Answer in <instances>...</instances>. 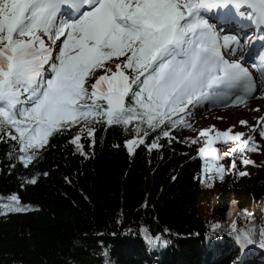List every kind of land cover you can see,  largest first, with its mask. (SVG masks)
Masks as SVG:
<instances>
[{"label":"snow or ice","instance_id":"snow-or-ice-1","mask_svg":"<svg viewBox=\"0 0 264 264\" xmlns=\"http://www.w3.org/2000/svg\"><path fill=\"white\" fill-rule=\"evenodd\" d=\"M65 5L74 14L62 16ZM234 14L264 31V0H0V132L14 130L11 138L27 166L53 132L81 122V131L91 136L95 122L127 126L136 121L139 136L144 124L158 129L185 123L182 117L173 118L190 105L243 103L255 92L256 82L243 58L229 61L223 51L239 40L221 35L210 22L213 15L220 20ZM114 57L124 60L112 71L106 62ZM260 57L264 65V52ZM97 69L104 74L97 76ZM231 131H217L216 136L240 142L231 152L241 154V163L254 164L242 155L246 149L258 150L254 136L242 139L245 133ZM259 135L264 138V128ZM79 139L77 135L72 142ZM126 143L132 152L145 141L140 136ZM150 147L159 145L154 141ZM206 151L199 149L201 156ZM231 167L236 168L235 160ZM215 171L223 179L224 166ZM8 200L10 211L25 210L15 194ZM243 213L249 220L245 227L238 228L235 219L230 223L242 248L254 243L257 233L252 214L246 209ZM259 236L264 240V224Z\"/></svg>","mask_w":264,"mask_h":264},{"label":"trees","instance_id":"trees-1","mask_svg":"<svg viewBox=\"0 0 264 264\" xmlns=\"http://www.w3.org/2000/svg\"><path fill=\"white\" fill-rule=\"evenodd\" d=\"M113 60L106 64L115 71ZM137 123L98 121L91 136L81 131L83 122L53 132L27 166L14 130L0 132V264H239L230 223L245 227V209L257 233L241 264H264L255 246L264 223L260 129L258 150L242 154L255 163L243 164L241 154L231 152L240 142L223 136L212 141L217 153L200 156L207 138L191 122L144 124L139 136ZM140 136L145 143L129 152L126 142ZM154 141L159 147H150ZM220 165L223 179L215 171ZM12 194L24 211L8 209ZM231 197L236 210L229 209Z\"/></svg>","mask_w":264,"mask_h":264},{"label":"rangeland","instance_id":"rangeland-1","mask_svg":"<svg viewBox=\"0 0 264 264\" xmlns=\"http://www.w3.org/2000/svg\"><path fill=\"white\" fill-rule=\"evenodd\" d=\"M62 40L63 38H61V41L58 43H62ZM231 48H235V45H232L230 48L226 49L224 53H226L228 57L239 59L241 47H239L234 53L231 52ZM56 51H58V49H56ZM123 60L124 57H120L114 58L113 61L114 64H116L122 63ZM258 96L264 98V91H261ZM263 110L264 102L259 103L248 100L244 105L238 106V108H216L211 107L209 103L205 101L200 105L193 106V109L188 114L187 118H189L195 127L199 128L200 132L202 130H208L210 127L214 131H211L212 133H216L217 131L224 132L228 129H231L232 131L230 134L242 132L247 135L253 130L254 121L258 116H260ZM240 111L244 112V115H242ZM246 113H248V115H245ZM241 121H246V123L241 124ZM244 138L246 137H242V139ZM260 162L264 163V157ZM211 193L212 190L206 191L204 193V197L205 195H211Z\"/></svg>","mask_w":264,"mask_h":264},{"label":"bare ground","instance_id":"bare-ground-1","mask_svg":"<svg viewBox=\"0 0 264 264\" xmlns=\"http://www.w3.org/2000/svg\"><path fill=\"white\" fill-rule=\"evenodd\" d=\"M241 32H242V30L239 28L238 33H241ZM241 44L242 43L239 41V44L237 46H241ZM250 100L253 101V102H259V103L260 102H264V98L261 97V96H258L257 94L253 95ZM225 108H238V107L229 106V107H225ZM240 113L242 115H244V112L240 111ZM245 115H248V113H246Z\"/></svg>","mask_w":264,"mask_h":264}]
</instances>
